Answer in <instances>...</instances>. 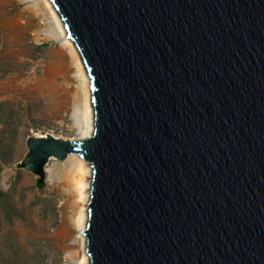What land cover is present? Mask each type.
Instances as JSON below:
<instances>
[{"label":"water","instance_id":"1","mask_svg":"<svg viewBox=\"0 0 264 264\" xmlns=\"http://www.w3.org/2000/svg\"><path fill=\"white\" fill-rule=\"evenodd\" d=\"M50 2L93 131L29 136L15 166L90 163L88 264H264V0Z\"/></svg>","mask_w":264,"mask_h":264},{"label":"rangeland","instance_id":"2","mask_svg":"<svg viewBox=\"0 0 264 264\" xmlns=\"http://www.w3.org/2000/svg\"><path fill=\"white\" fill-rule=\"evenodd\" d=\"M62 43L42 0H0V264H82L90 163L83 197L76 155L50 157L41 187L15 166L29 136L84 137L82 77Z\"/></svg>","mask_w":264,"mask_h":264},{"label":"bare ground","instance_id":"3","mask_svg":"<svg viewBox=\"0 0 264 264\" xmlns=\"http://www.w3.org/2000/svg\"><path fill=\"white\" fill-rule=\"evenodd\" d=\"M47 11L51 15L52 19L57 25V28L62 35L64 50L69 53V55L73 58V60L76 63V66L81 74L82 77V105H83V114L86 119V130L82 133L84 137H87L92 134L93 131V106H92V92L90 88V80L88 77V73L86 71L84 62L74 45L73 41L66 37L67 32L64 26L63 21L61 20L60 16L58 15L57 11L55 10L53 4L50 2V0H42ZM77 159V168H76V175L74 177L75 186L79 192V194L82 196L84 193V190L88 187L87 183V177L91 176V168L89 166V163L82 159L79 156H75ZM83 197V196H82ZM82 209V208H81ZM85 210V209H84ZM88 218V212L86 209V212L84 213V219L87 220ZM81 220V219H80ZM81 228H85V225ZM82 242H83V256L81 258L82 264L89 263V257L86 253V239L85 236L82 234Z\"/></svg>","mask_w":264,"mask_h":264},{"label":"trees","instance_id":"4","mask_svg":"<svg viewBox=\"0 0 264 264\" xmlns=\"http://www.w3.org/2000/svg\"><path fill=\"white\" fill-rule=\"evenodd\" d=\"M37 185H38L39 187H41L43 184H42V183H39V182L37 181Z\"/></svg>","mask_w":264,"mask_h":264}]
</instances>
